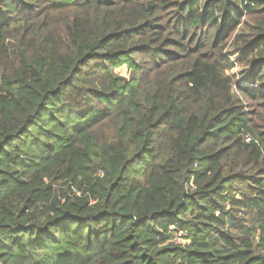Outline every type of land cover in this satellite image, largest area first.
I'll list each match as a JSON object with an SVG mask.
<instances>
[{"label":"trees","instance_id":"trees-1","mask_svg":"<svg viewBox=\"0 0 264 264\" xmlns=\"http://www.w3.org/2000/svg\"><path fill=\"white\" fill-rule=\"evenodd\" d=\"M0 264H264V0H0Z\"/></svg>","mask_w":264,"mask_h":264},{"label":"rangeland","instance_id":"rangeland-1","mask_svg":"<svg viewBox=\"0 0 264 264\" xmlns=\"http://www.w3.org/2000/svg\"><path fill=\"white\" fill-rule=\"evenodd\" d=\"M250 22H252V20L250 18L244 17L243 23H241L239 26L238 33L247 34L249 32V30H248V26L246 23H250ZM226 52H228L230 54V57H232L231 60L234 61V63H235L234 68L228 72V74L232 77L233 84H235L237 82H239L240 84H242V83L245 84V82H243V79H245L247 74H245V75H243V74L248 71V68L245 66H241L240 64L237 63L236 59H237V57L240 56L241 53L238 51L237 47L234 45L233 39H231L229 41V46L226 48ZM234 88L237 89L236 86H234ZM239 98L242 101L243 105L245 107H247L248 110L257 111L259 113V111H258L259 110V106H258L259 102H256V101L250 99L249 97H247L243 94H240ZM256 123H258V125H260L263 122H257V120H256ZM182 242H184V239L182 240Z\"/></svg>","mask_w":264,"mask_h":264},{"label":"built area","instance_id":"built-area-1","mask_svg":"<svg viewBox=\"0 0 264 264\" xmlns=\"http://www.w3.org/2000/svg\"><path fill=\"white\" fill-rule=\"evenodd\" d=\"M248 141L251 139L250 137H247L246 138ZM182 235H177L175 238H174V241L175 242H178V243H182Z\"/></svg>","mask_w":264,"mask_h":264}]
</instances>
